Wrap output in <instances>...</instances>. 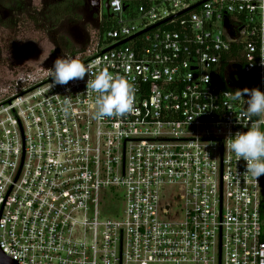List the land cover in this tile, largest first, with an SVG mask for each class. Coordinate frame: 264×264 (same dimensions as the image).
Segmentation results:
<instances>
[{
  "label": "built area",
  "instance_id": "built-area-1",
  "mask_svg": "<svg viewBox=\"0 0 264 264\" xmlns=\"http://www.w3.org/2000/svg\"><path fill=\"white\" fill-rule=\"evenodd\" d=\"M108 5L110 27L79 61L125 78L132 109L97 120L87 73L11 81L0 250L15 264H264V175L227 147L264 130L243 116L247 96L231 99L264 92V0Z\"/></svg>",
  "mask_w": 264,
  "mask_h": 264
},
{
  "label": "rangeland",
  "instance_id": "rangeland-1",
  "mask_svg": "<svg viewBox=\"0 0 264 264\" xmlns=\"http://www.w3.org/2000/svg\"><path fill=\"white\" fill-rule=\"evenodd\" d=\"M98 13L92 0H0V102L12 80L34 71L31 81H38L57 57L75 52L80 60L91 53Z\"/></svg>",
  "mask_w": 264,
  "mask_h": 264
},
{
  "label": "clouds",
  "instance_id": "clouds-1",
  "mask_svg": "<svg viewBox=\"0 0 264 264\" xmlns=\"http://www.w3.org/2000/svg\"><path fill=\"white\" fill-rule=\"evenodd\" d=\"M93 5L96 0H92ZM264 65V59H261ZM52 79L50 87L66 85L71 80H83L86 73L88 80L86 88L97 94L95 99V117L101 120L104 117L122 116L132 109L133 97L130 83L123 77L114 75L108 70H100L93 73L91 66H86L78 59L61 55L55 59L52 68L48 69ZM246 105L243 116L249 119L264 116V92L259 88H244L231 94L233 101H239L242 97ZM228 149L237 160L246 162L245 175L257 180L264 175V130L255 124L248 126L246 131H237L230 136Z\"/></svg>",
  "mask_w": 264,
  "mask_h": 264
},
{
  "label": "water",
  "instance_id": "water-1",
  "mask_svg": "<svg viewBox=\"0 0 264 264\" xmlns=\"http://www.w3.org/2000/svg\"><path fill=\"white\" fill-rule=\"evenodd\" d=\"M108 1H109V0H104V9H105V11H107V12H108V9H109ZM123 8H124V7H123ZM111 16H112L111 14H108V15H107L108 18H110ZM143 32H144V30L141 31V32H139V33H136L135 35H133V36H131V37L125 39V40H122L121 42H119V43H117V44H115V45H112V46H110V47H107V48L103 49L102 52H105V51H107V50H110V49L114 48L115 46H118L119 44L125 43L126 41L130 40V39L133 38V37H136L137 35H139L140 33H143ZM236 68L239 70V67H238V66H237ZM0 264H15V262L12 261V260H10L9 258H7V257L2 253V251L0 250Z\"/></svg>",
  "mask_w": 264,
  "mask_h": 264
},
{
  "label": "trees",
  "instance_id": "trees-1",
  "mask_svg": "<svg viewBox=\"0 0 264 264\" xmlns=\"http://www.w3.org/2000/svg\"><path fill=\"white\" fill-rule=\"evenodd\" d=\"M66 1H71V0H66ZM61 5V4H59ZM69 5V4H67ZM112 23V20L108 17L106 14L103 15V19L101 20L100 24H99V30H98V34H99V41H101V35L102 33L108 29L110 27V24ZM70 55H73V56H77V53L75 52H71ZM87 58V55L85 56H82V59L81 60H85Z\"/></svg>",
  "mask_w": 264,
  "mask_h": 264
},
{
  "label": "flooded vegetation",
  "instance_id": "flooded-vegetation-1",
  "mask_svg": "<svg viewBox=\"0 0 264 264\" xmlns=\"http://www.w3.org/2000/svg\"><path fill=\"white\" fill-rule=\"evenodd\" d=\"M94 7L99 10L98 16H100V18H101L100 20H102V17L104 14H106V15L109 14V12L105 11V9H104V0H96Z\"/></svg>",
  "mask_w": 264,
  "mask_h": 264
}]
</instances>
